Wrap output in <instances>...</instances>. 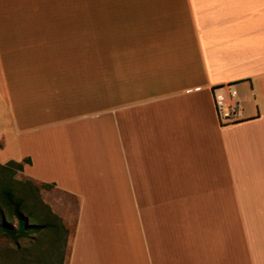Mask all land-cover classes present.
Instances as JSON below:
<instances>
[{
    "label": "crops",
    "instance_id": "obj_1",
    "mask_svg": "<svg viewBox=\"0 0 264 264\" xmlns=\"http://www.w3.org/2000/svg\"><path fill=\"white\" fill-rule=\"evenodd\" d=\"M9 163L75 200L64 264H264V0H0Z\"/></svg>",
    "mask_w": 264,
    "mask_h": 264
},
{
    "label": "trees",
    "instance_id": "obj_2",
    "mask_svg": "<svg viewBox=\"0 0 264 264\" xmlns=\"http://www.w3.org/2000/svg\"><path fill=\"white\" fill-rule=\"evenodd\" d=\"M9 165L12 168H6ZM20 169V164L16 163L0 166V170L9 173ZM13 188L11 180L8 185L0 188V236L13 244V247L6 248L9 251L0 250V261L9 253L12 255L13 264H64L66 247L64 227L52 223L57 218L35 198V194H32L33 199L41 210L38 214L33 206L26 207L24 200L16 195ZM24 189H28L27 186L26 188L24 186ZM35 191L33 188V192ZM11 221H14V224H11ZM45 235H50L51 239L43 241Z\"/></svg>",
    "mask_w": 264,
    "mask_h": 264
},
{
    "label": "rangeland",
    "instance_id": "obj_3",
    "mask_svg": "<svg viewBox=\"0 0 264 264\" xmlns=\"http://www.w3.org/2000/svg\"><path fill=\"white\" fill-rule=\"evenodd\" d=\"M5 166V165H2ZM12 168V166H7L6 168ZM14 184L13 190L16 195L22 198L26 204V207L29 208L31 206L34 207L36 213L40 212V207L35 203L32 194H35V198L39 200V202L45 205L48 210L57 218L56 221H53L54 224H59L63 226L66 230L65 238H66V247L64 250V259L66 258V254L68 251V243L70 241V236L72 232V221L74 217L76 202L74 199L65 196L60 193L56 189L45 186L34 181L28 180L18 171L6 172L4 170H0V188L8 185V183ZM13 182V183H12ZM28 182V183H25ZM29 184V185H28ZM24 186L28 189L32 188L31 191L28 189H24ZM36 190L35 192H33ZM32 192V193H31ZM65 207V210H63ZM11 224H14V221H11ZM51 239L50 235H45L43 241H49ZM21 243V242H20ZM13 247V244L5 237L0 236V250H8L6 248ZM5 257H3L0 261V264H13V258L9 253H6ZM56 257L54 256V261Z\"/></svg>",
    "mask_w": 264,
    "mask_h": 264
},
{
    "label": "built area",
    "instance_id": "obj_4",
    "mask_svg": "<svg viewBox=\"0 0 264 264\" xmlns=\"http://www.w3.org/2000/svg\"><path fill=\"white\" fill-rule=\"evenodd\" d=\"M212 102L215 117L220 127L242 121L241 106L232 85L212 89Z\"/></svg>",
    "mask_w": 264,
    "mask_h": 264
}]
</instances>
